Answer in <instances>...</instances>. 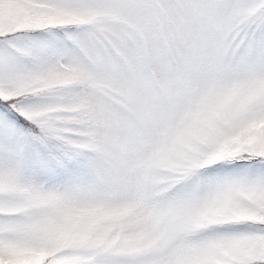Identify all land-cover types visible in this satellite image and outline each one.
<instances>
[{"label":"snow or ice","instance_id":"snow-or-ice-1","mask_svg":"<svg viewBox=\"0 0 264 264\" xmlns=\"http://www.w3.org/2000/svg\"><path fill=\"white\" fill-rule=\"evenodd\" d=\"M0 264H264V0H0Z\"/></svg>","mask_w":264,"mask_h":264}]
</instances>
